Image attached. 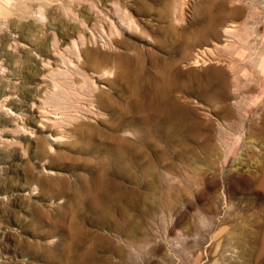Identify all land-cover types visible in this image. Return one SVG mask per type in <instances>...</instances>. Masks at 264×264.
<instances>
[{"label": "rangeland", "instance_id": "374dc122", "mask_svg": "<svg viewBox=\"0 0 264 264\" xmlns=\"http://www.w3.org/2000/svg\"><path fill=\"white\" fill-rule=\"evenodd\" d=\"M263 178L264 0H0V264H74L73 224L106 264H264Z\"/></svg>", "mask_w": 264, "mask_h": 264}, {"label": "bare ground", "instance_id": "6f19581e", "mask_svg": "<svg viewBox=\"0 0 264 264\" xmlns=\"http://www.w3.org/2000/svg\"><path fill=\"white\" fill-rule=\"evenodd\" d=\"M122 60L123 64L125 65V74L130 80L132 72L130 69L133 60L128 58L127 56H124ZM146 78H144V76L141 77V80L145 79V83L139 84L137 82L133 83L132 85L135 89V93L134 91L133 93L136 96V102L134 104L135 107L141 109L144 108L153 112L156 118L155 125L158 134L163 131L162 129H167V127L171 126L174 122L178 123L179 125H184L185 121L182 115L185 111V108L181 106L174 97V93L176 91L185 88V85H183V83L179 80V73L176 72V70H174L171 66L167 65L162 75L151 78L148 77L147 79L150 80H148L149 83L146 82ZM212 85L213 84L211 80H209L207 86ZM222 90L223 89L221 88V90L218 91L221 92ZM224 90L226 89L224 88ZM218 91L215 92L214 95L215 97L220 98L219 96H223L224 92L218 93ZM226 93H228V91H226ZM112 184L115 185V188L118 187L115 184L113 178L100 180L95 184V191H97V195H99L96 201L98 200L97 202L101 204L99 207V212L103 214H105L106 209L110 204L108 192L112 188ZM261 184L264 185V178ZM120 189L122 188H119V190ZM73 228L74 236L73 241H71V257L73 258L74 264H106L101 259V257H99L98 253H96L94 246H88V241L85 238H87L90 233L77 224H73ZM83 236H85L84 239H81Z\"/></svg>", "mask_w": 264, "mask_h": 264}]
</instances>
